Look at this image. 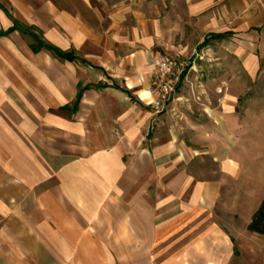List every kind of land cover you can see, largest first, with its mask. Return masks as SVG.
I'll return each instance as SVG.
<instances>
[{"label":"crops","instance_id":"crops-1","mask_svg":"<svg viewBox=\"0 0 264 264\" xmlns=\"http://www.w3.org/2000/svg\"><path fill=\"white\" fill-rule=\"evenodd\" d=\"M255 180L264 0H0V264H233Z\"/></svg>","mask_w":264,"mask_h":264},{"label":"rangeland","instance_id":"rangeland-1","mask_svg":"<svg viewBox=\"0 0 264 264\" xmlns=\"http://www.w3.org/2000/svg\"><path fill=\"white\" fill-rule=\"evenodd\" d=\"M184 60L188 65L193 62L190 56ZM264 181V180H263ZM263 181L261 185L258 181H252V189L246 194H251L250 196H242L237 198L233 202V207L235 210L240 212V219L238 226L235 229V253L233 264H264V237L247 232V229H243L244 224L249 220L250 214L254 213L262 200L264 199V191L262 187L264 185ZM257 185H259L257 187ZM239 192V191H238Z\"/></svg>","mask_w":264,"mask_h":264},{"label":"built area","instance_id":"built-area-1","mask_svg":"<svg viewBox=\"0 0 264 264\" xmlns=\"http://www.w3.org/2000/svg\"><path fill=\"white\" fill-rule=\"evenodd\" d=\"M189 65L177 57H166L153 62L149 95L154 97L153 106L162 111L177 91L182 77L188 73Z\"/></svg>","mask_w":264,"mask_h":264},{"label":"trees","instance_id":"trees-1","mask_svg":"<svg viewBox=\"0 0 264 264\" xmlns=\"http://www.w3.org/2000/svg\"><path fill=\"white\" fill-rule=\"evenodd\" d=\"M53 52L59 57L63 56L56 50H53ZM247 232L264 237V199L260 203L258 209L252 215L247 226Z\"/></svg>","mask_w":264,"mask_h":264}]
</instances>
